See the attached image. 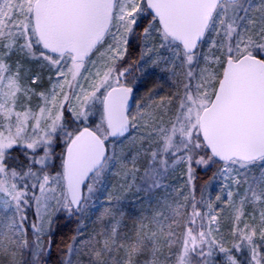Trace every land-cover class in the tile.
<instances>
[{"label":"snow or ice","instance_id":"6c2138e0","mask_svg":"<svg viewBox=\"0 0 264 264\" xmlns=\"http://www.w3.org/2000/svg\"><path fill=\"white\" fill-rule=\"evenodd\" d=\"M134 39L139 59L125 63ZM161 66L177 90L156 115L137 101L133 69ZM178 165L187 194L173 189L124 231L109 193L102 227H78L64 264L74 253L87 264H264V0H0V264H42L60 214L81 224L113 168L150 193ZM214 165L231 247L222 195H196V169ZM247 204L253 223L241 227Z\"/></svg>","mask_w":264,"mask_h":264},{"label":"rangeland","instance_id":"374dc122","mask_svg":"<svg viewBox=\"0 0 264 264\" xmlns=\"http://www.w3.org/2000/svg\"><path fill=\"white\" fill-rule=\"evenodd\" d=\"M205 49L207 48V45L204 46ZM125 63H127V57L125 58ZM163 66L160 68L151 69L150 72L147 75L140 76V73H136L135 69H133V73L140 77V83L137 90H135L134 95L137 98L138 102H141L145 105H150L148 108L149 111L153 112L156 115H159L161 109L157 107V105L160 104V98L164 97L167 98L170 96L173 92H175L177 89L173 83V81L170 79V74L166 71H163ZM47 80H45V83L43 87H47ZM149 94H151L152 99L149 100ZM152 101H155V103H152ZM166 102V101H165ZM39 101L36 98H33V106L35 107L36 104H38ZM75 103V101H73ZM135 106H133V111H135ZM65 119H72L70 113L67 111V106L65 108ZM111 147V146H110ZM121 148H124L127 150L128 147V141H123L120 146ZM119 151V148H118ZM147 159H141L139 161V168L140 172L136 174V180L135 185L142 186L143 185V171L147 167ZM215 166V165H214ZM212 166V167H214ZM211 167V168H212ZM203 170H206L203 167H200ZM209 169V168H208ZM120 172L119 166L116 168H113L112 173L108 174L105 177L104 180V186L101 189L100 192H98L96 195L99 197V199L94 198L95 206L91 207L82 217V221L79 227H83V230L85 234H91L94 231L99 230L102 225L98 221V217L100 213L103 211V207L109 206V201L107 199L109 193L112 194L113 200L112 205H115L116 207L121 210L124 215L122 217V230L124 231H130L133 229L136 222L142 217V216H149L151 215L152 210L157 206V201L160 198H163L165 196H169L171 198L174 193L173 189H178L183 187L185 194L188 193V188L186 185V178L184 176V166L178 165L175 167V169H170L167 178L163 181V183L167 187H162L158 189L152 190L150 193H146L145 191H137L136 186H133L129 188V184L131 183V178L127 181L124 180V178L117 174ZM255 174H258V169H254ZM222 179L217 176L212 183H209L207 185V190L205 192V198H211L213 201L215 200L216 195H222V202L218 205L219 208H222L223 211L220 214V222H221V231L225 235V237L228 240V247H231L232 240L229 236V232L232 227V216H233V208L226 206L223 203V200H226L227 197L221 192V186H222ZM247 186L241 185L236 191L240 193V195H243L244 190ZM119 198V204L116 203V198ZM238 202V198H237ZM258 207L257 206V221H258ZM254 212V208L251 204H247L245 206V216L243 217L241 221V227L243 226V222L247 221L248 223H253L252 220V213ZM120 218V217H118ZM109 223L108 219H105L104 225H107ZM166 251V250H165ZM27 258V257H26ZM77 259L84 262V264H87L88 257L85 255H79L73 254L71 256V260L73 261V264L77 261ZM42 264H44L45 261V254L41 256Z\"/></svg>","mask_w":264,"mask_h":264},{"label":"trees","instance_id":"16d2710c","mask_svg":"<svg viewBox=\"0 0 264 264\" xmlns=\"http://www.w3.org/2000/svg\"><path fill=\"white\" fill-rule=\"evenodd\" d=\"M139 41L132 40L129 46V53L130 55L127 57V63H130L132 60L139 59ZM95 119V117L93 118ZM71 121L70 119H67ZM62 150V146H58L56 151L59 153ZM14 155H18V153H14ZM23 159V157H20ZM59 161L57 160V164ZM217 171V166L212 168L203 170L202 168L198 167L196 169V179H195V186H196V195L199 199L200 197V190L203 186L212 183L213 174ZM206 199V198H205ZM29 216L34 219V214L32 211H29ZM80 224L77 223L76 218H72L68 220L64 217V214L61 213L58 220L56 221V227L54 228L52 234V243L50 250L46 251L45 253V261L44 264H64V261L68 258V250L67 245L71 243V238L73 235L76 234L77 228ZM240 259L244 260L246 254H238ZM220 257H217V264H220Z\"/></svg>","mask_w":264,"mask_h":264}]
</instances>
